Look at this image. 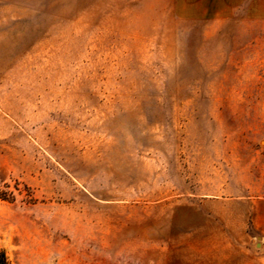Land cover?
Instances as JSON below:
<instances>
[{"label":"rangeland","instance_id":"rangeland-1","mask_svg":"<svg viewBox=\"0 0 264 264\" xmlns=\"http://www.w3.org/2000/svg\"><path fill=\"white\" fill-rule=\"evenodd\" d=\"M210 4L0 0L13 264H264V19Z\"/></svg>","mask_w":264,"mask_h":264},{"label":"crops","instance_id":"crops-1","mask_svg":"<svg viewBox=\"0 0 264 264\" xmlns=\"http://www.w3.org/2000/svg\"><path fill=\"white\" fill-rule=\"evenodd\" d=\"M211 3L210 13L220 18L241 15L256 21L264 19V0H218V5L215 0H211ZM254 223L263 237L262 241L257 244L261 245L264 250V204L258 207Z\"/></svg>","mask_w":264,"mask_h":264},{"label":"trees","instance_id":"trees-1","mask_svg":"<svg viewBox=\"0 0 264 264\" xmlns=\"http://www.w3.org/2000/svg\"><path fill=\"white\" fill-rule=\"evenodd\" d=\"M0 199L6 201H12L15 199V196L12 192L3 190L0 186ZM0 264H13L7 252L4 249H0Z\"/></svg>","mask_w":264,"mask_h":264}]
</instances>
